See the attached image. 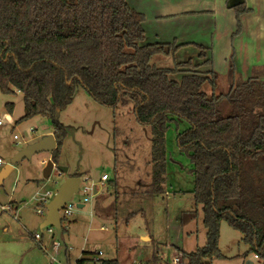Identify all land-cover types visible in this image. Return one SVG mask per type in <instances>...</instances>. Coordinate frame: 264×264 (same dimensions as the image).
<instances>
[{
    "label": "trees",
    "instance_id": "1",
    "mask_svg": "<svg viewBox=\"0 0 264 264\" xmlns=\"http://www.w3.org/2000/svg\"><path fill=\"white\" fill-rule=\"evenodd\" d=\"M233 8L236 33L247 9ZM144 23L127 0H0V91L21 93L18 122L50 118L55 164L65 134L55 112L71 102L76 87L111 109L130 105L135 120L150 131L149 197L164 191L165 131L172 121L185 120L188 127L175 141L191 164L192 200L200 206L206 243L182 256L187 264L225 258L218 248L223 220L247 245L243 255L264 262V74L253 68L241 78L231 52L220 84L210 49L202 45H195V62L156 67L153 55H174L189 43L147 42ZM5 107L10 114L13 104ZM62 233L61 227L60 238Z\"/></svg>",
    "mask_w": 264,
    "mask_h": 264
},
{
    "label": "rangeland",
    "instance_id": "2",
    "mask_svg": "<svg viewBox=\"0 0 264 264\" xmlns=\"http://www.w3.org/2000/svg\"><path fill=\"white\" fill-rule=\"evenodd\" d=\"M225 42L224 38L222 43ZM219 50L220 46H217L212 54V67L221 84L227 69L224 67L222 70ZM197 52L189 47L174 55L155 54L150 62L156 67H172L175 62L186 59L195 62ZM205 91L209 92V87ZM6 103L13 104L10 113L13 123L0 125V158L3 160L0 169L27 143L53 130L49 117L36 115L17 121L24 112L21 93L0 91V115L8 113ZM129 106L119 105L111 109L95 102L81 87H76L71 102L55 112L56 120L65 131L57 163L67 169L75 167L80 172V188L72 195L71 203L83 202L84 197L88 199L82 209L74 205L71 213L62 219L63 241L57 240L56 236L53 240L56 245L51 242L46 245L49 264H73L79 254L75 255L82 248L86 251L83 254L85 264H98L94 259L110 257L134 258L136 264H153L151 255L158 256V264H173L175 254L205 245L206 229L200 221V206L196 219H191L193 215L188 219L183 216L192 205L193 178L189 172L191 164L188 155L179 151L175 136L188 127L187 122L176 119L169 123L165 131L164 191L149 197L144 191L149 182L150 131L135 120ZM48 157L49 152L43 151L24 158L16 162L3 179L0 184V232H4L1 226L6 221L10 223L8 236L17 237L19 233H24L20 228L22 223L27 225L31 217L41 221L45 217V205L51 196L44 193L52 192L62 179L57 177L55 169L48 178L43 177L44 158L47 160ZM102 172L109 176L110 184L100 182ZM84 185H95L102 192L92 195L90 190H82ZM43 197L45 201L37 206ZM11 201L15 202L17 212L8 209ZM95 203H99L104 210L99 216L92 211ZM36 209H42V212L36 213ZM112 210L118 211L116 222L109 215ZM129 210H134L136 214L127 218L124 213ZM100 224L106 230H100ZM33 231L42 232L45 236L48 233L40 226L34 227ZM141 233L151 234L157 242L146 244L139 238ZM240 237L238 231L221 220L218 248L226 256L212 259L211 264H246L247 260H252L253 264H264L253 253L243 255L247 245ZM97 250L101 254H92ZM183 262L187 264L185 257Z\"/></svg>",
    "mask_w": 264,
    "mask_h": 264
},
{
    "label": "crops",
    "instance_id": "3",
    "mask_svg": "<svg viewBox=\"0 0 264 264\" xmlns=\"http://www.w3.org/2000/svg\"><path fill=\"white\" fill-rule=\"evenodd\" d=\"M228 1L229 0H127L134 9L143 13L145 17L144 27L147 42L174 41L176 44L189 43V45L183 47H193L195 50H197L195 45H202L210 49L212 66V54H214V50H217V46H220L218 54L219 58L222 59L220 60V65H222L223 68L222 70H224V67L226 70L227 56L228 53L230 54L232 52L235 71L241 78L246 79L249 77L253 68L264 74V0L241 1V6L243 9H247V11L239 15L240 29L236 33H234L236 30L235 11L227 5ZM224 38L226 42L222 43ZM183 47H180L176 53H179L181 49H185ZM241 60L243 61L242 63L240 62ZM262 79H264V77ZM15 92L18 91L14 90V93ZM7 114L11 118V115L9 113ZM52 132L53 130L44 133L38 137V139L44 135L52 134ZM48 158H50V152ZM44 161H46L45 158ZM54 165L56 164L54 163ZM73 173H78L77 176L80 177L79 170L74 167L72 169H67V173L62 176V179L66 176H75ZM100 182L111 183L109 181V176L107 180H100ZM101 186L102 188L104 187L103 184H101ZM98 191L99 189L93 185L91 190L92 195L96 196L102 192V190ZM85 202H87V200L83 199V202H77L75 205L82 209ZM37 203V206L40 205V200ZM9 205H11L8 206L9 210H16L17 212L14 201H11ZM92 211L96 216L104 212L103 207L99 203L94 204ZM133 211L134 210L126 211L124 215L129 218V212ZM186 212L193 213L191 219L197 218L198 206H195L193 200L190 209ZM117 213V210H112V212L109 213L111 218L114 219V222L118 219ZM200 221L202 224V216ZM41 222L39 218L31 217L27 225H25V223L21 224L20 228L24 233H19L17 237L8 236L10 223L4 222V225L1 226L4 232H0V264H49L46 245L50 242L51 244L53 243V245L56 244L53 240L57 235L53 230L52 232H48L46 236L40 232L39 238H34V227H39ZM44 228L46 230V226H44ZM99 229L106 230V227L100 224ZM139 238L146 244L152 243L153 245V242H157L151 234L147 233H141ZM63 239V236H61L60 239L57 238L59 241H63ZM97 251H94L92 254ZM85 252L83 248L79 249L77 255H75L78 256L79 254V256L75 258L73 264H75V261L78 259H83V264H85L86 259L83 257ZM182 253L188 252L182 251ZM254 255L255 254H253V256ZM108 259H116L118 264H136L134 258L123 259L121 257H110ZM150 259L153 264H158V256L151 255ZM94 260L97 261L98 259ZM248 261L253 264L252 260H247V262ZM97 262L99 264V261Z\"/></svg>",
    "mask_w": 264,
    "mask_h": 264
},
{
    "label": "water",
    "instance_id": "4",
    "mask_svg": "<svg viewBox=\"0 0 264 264\" xmlns=\"http://www.w3.org/2000/svg\"><path fill=\"white\" fill-rule=\"evenodd\" d=\"M242 0H229L228 6L234 7L241 3ZM55 148V139L52 134L44 135L36 141L28 143L26 146L21 148L19 151L14 153L10 161L4 164L0 169V184L2 183L5 176L12 170L13 165L24 159L29 158L35 153L43 151L51 152ZM57 171V177H62L67 173V167L56 164L48 158L45 161V165L42 170L44 178H48L52 170ZM81 179L79 176H66L58 182V185L52 191L51 199L45 205V217L43 218L40 227L51 226L55 229L57 238L60 239L61 233V217L58 211L68 201L72 195L79 189ZM251 262H246V264Z\"/></svg>",
    "mask_w": 264,
    "mask_h": 264
},
{
    "label": "built area",
    "instance_id": "5",
    "mask_svg": "<svg viewBox=\"0 0 264 264\" xmlns=\"http://www.w3.org/2000/svg\"><path fill=\"white\" fill-rule=\"evenodd\" d=\"M4 122H10V123H13V120L10 118V116L7 114V113H5V112H3L1 115H0V125L1 124H3ZM15 137V136H14ZM3 164V160L0 158V165H2ZM108 179V175L106 174V173H102L101 175H100V180L101 181H105V180H107ZM79 188H80V184H79ZM82 190L83 191H88V190H92V187H90V186H87V185H84V186H82ZM44 195L45 196H47V195H49V196H52V192H45L44 193ZM72 198V197H71ZM71 198L68 200V201H66V203L61 207V209L58 211V214H59V216L61 217V221H62V219H64V218H66V216H68L70 213H71V208L76 204H73V203H71ZM45 199L46 198H42V199H40V204L42 203V202H44L45 201ZM84 200H87V198L85 197L84 198ZM36 212L37 213H41L42 212V209H36ZM46 230H47V232H52L54 229H53V227H51V226H46ZM39 234L38 233H35L34 234V238H36V239H38L39 238ZM57 244V243H56ZM55 244V245H56ZM101 251H97V252H95V254H101L100 253ZM255 257H257L256 255H254ZM172 263L173 264H184V262H183V256H182V254H175L174 256H173V258H172Z\"/></svg>",
    "mask_w": 264,
    "mask_h": 264
}]
</instances>
